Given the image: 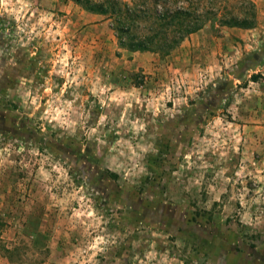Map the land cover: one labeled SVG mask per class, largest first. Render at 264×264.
<instances>
[{
	"label": "rangeland",
	"instance_id": "rangeland-1",
	"mask_svg": "<svg viewBox=\"0 0 264 264\" xmlns=\"http://www.w3.org/2000/svg\"><path fill=\"white\" fill-rule=\"evenodd\" d=\"M254 1L161 57L71 0H0V264H264Z\"/></svg>",
	"mask_w": 264,
	"mask_h": 264
},
{
	"label": "trees",
	"instance_id": "trees-1",
	"mask_svg": "<svg viewBox=\"0 0 264 264\" xmlns=\"http://www.w3.org/2000/svg\"><path fill=\"white\" fill-rule=\"evenodd\" d=\"M71 1L107 21L119 48L161 57L207 25L251 29L257 21L254 0Z\"/></svg>",
	"mask_w": 264,
	"mask_h": 264
}]
</instances>
